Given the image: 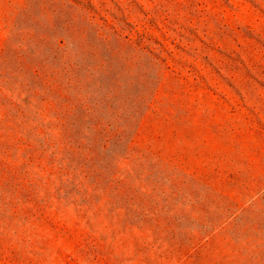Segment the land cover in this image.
<instances>
[{"label":"rangeland","instance_id":"374dc122","mask_svg":"<svg viewBox=\"0 0 264 264\" xmlns=\"http://www.w3.org/2000/svg\"><path fill=\"white\" fill-rule=\"evenodd\" d=\"M0 264H264V0H0Z\"/></svg>","mask_w":264,"mask_h":264}]
</instances>
